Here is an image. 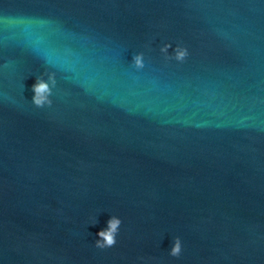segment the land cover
Segmentation results:
<instances>
[{
  "label": "water",
  "instance_id": "obj_1",
  "mask_svg": "<svg viewBox=\"0 0 264 264\" xmlns=\"http://www.w3.org/2000/svg\"><path fill=\"white\" fill-rule=\"evenodd\" d=\"M0 264H264V0H0Z\"/></svg>",
  "mask_w": 264,
  "mask_h": 264
},
{
  "label": "clouds",
  "instance_id": "obj_2",
  "mask_svg": "<svg viewBox=\"0 0 264 264\" xmlns=\"http://www.w3.org/2000/svg\"><path fill=\"white\" fill-rule=\"evenodd\" d=\"M169 48L172 52L169 53ZM159 53L166 60H174L178 63L183 62L189 55L188 49L183 45L177 44L173 46L170 43H163L159 47ZM131 64L136 69L144 67V55L137 52L131 60ZM56 87L55 74L53 72H43L35 76L34 83L31 86V105L35 108L51 107L53 101V89ZM96 219H92L90 224L94 225ZM122 220L117 215H110L106 221V226L99 230L95 235L96 239L93 242V247L104 250L113 247L117 243V235L120 231ZM182 251V243L179 236L172 238L171 247L168 251V256L176 258L179 257Z\"/></svg>",
  "mask_w": 264,
  "mask_h": 264
}]
</instances>
